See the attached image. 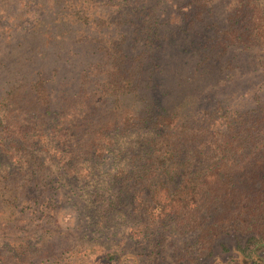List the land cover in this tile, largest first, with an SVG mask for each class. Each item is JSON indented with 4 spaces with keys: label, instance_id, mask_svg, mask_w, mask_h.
<instances>
[{
    "label": "trees",
    "instance_id": "obj_1",
    "mask_svg": "<svg viewBox=\"0 0 264 264\" xmlns=\"http://www.w3.org/2000/svg\"><path fill=\"white\" fill-rule=\"evenodd\" d=\"M234 1L224 26H206L216 40L208 45L207 36L202 38L201 66L220 65L232 49L249 50L264 40L256 0ZM55 2L61 21L98 32L90 40L102 60L83 74L78 92L63 97L59 110L53 109L45 77L14 84L0 99V152L16 168L11 175L0 172V192L13 195V205L17 194L42 188L45 198L29 194L24 203L34 201L56 223L67 211L63 194L69 177L90 176L87 167L107 158L118 134L144 132L136 143L140 151L116 175L121 189L132 194L141 225L171 218L181 232L200 229L198 256L190 264H206L216 250L219 264H264V107L253 124L248 114L236 118L222 103L199 113L188 99L171 108L151 96L163 70L160 49L214 18L216 0L182 6L179 23L185 28L167 33L159 0ZM37 158L46 159L40 164ZM25 221L32 225L31 218ZM11 227L18 230L16 222ZM35 233L26 231L16 263L65 264L63 254L50 259L46 247H32ZM222 252L230 254L227 260Z\"/></svg>",
    "mask_w": 264,
    "mask_h": 264
},
{
    "label": "rangeland",
    "instance_id": "obj_2",
    "mask_svg": "<svg viewBox=\"0 0 264 264\" xmlns=\"http://www.w3.org/2000/svg\"><path fill=\"white\" fill-rule=\"evenodd\" d=\"M159 1L160 20L168 23L165 33L185 28L179 23L180 13L191 0ZM234 3L216 0L214 18L207 17L160 49L163 70L157 74L153 100L172 108L185 98L193 109L198 105L194 110L199 113L222 103L231 113L237 112L236 118L248 114L246 118L253 124L263 117L259 111L264 107V40L249 50L232 49L220 62L221 67L200 65L202 38L207 36L208 45L216 40L206 26L212 22L224 26ZM256 5L264 17V0H256ZM60 13L55 0H0V99L14 84L45 77L53 109L59 110L64 96L79 91L83 74L101 62L102 54L90 40L98 39V32L61 21ZM125 30L130 33V28ZM244 121L238 119V124ZM144 136V132L118 134L116 147L107 158L87 167L90 176L69 177L63 194L67 211L56 223L49 222L34 201L24 203L29 194L33 199L45 198L42 188L17 194L13 205V195L0 192V214L4 212L0 215V264H17L19 247L28 230L36 232L30 239L32 247H46L50 259L63 254L65 264H190L198 256L201 230L181 232L171 218L152 226L141 220L146 224L141 225L133 212L132 194L122 190L117 180L129 157L140 151L136 143ZM45 159L37 158L40 164ZM4 170L11 175L16 168L12 163L7 166L0 152V172ZM29 218L32 225L25 221ZM15 222L18 230L14 232L11 226ZM41 223H47V231H36L35 226ZM115 251L116 257L110 260ZM218 252L206 264H219ZM226 253L222 252L225 260L230 256ZM51 263L45 259L44 264Z\"/></svg>",
    "mask_w": 264,
    "mask_h": 264
}]
</instances>
